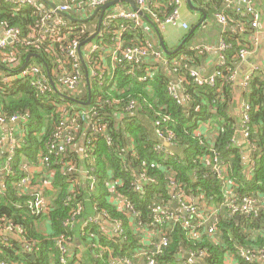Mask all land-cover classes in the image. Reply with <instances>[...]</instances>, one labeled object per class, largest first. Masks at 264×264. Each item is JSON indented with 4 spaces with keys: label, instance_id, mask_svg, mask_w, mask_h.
<instances>
[{
    "label": "trees",
    "instance_id": "trees-1",
    "mask_svg": "<svg viewBox=\"0 0 264 264\" xmlns=\"http://www.w3.org/2000/svg\"><path fill=\"white\" fill-rule=\"evenodd\" d=\"M86 1H70V4L78 5L71 13L85 6ZM157 1L162 7L160 10L155 9L152 17L158 15L163 20L173 12L174 0ZM205 1L192 0L195 5L204 7L207 13H211L213 4H216V13L228 16L229 26L222 37L226 43L232 44V48L226 52V65L218 69L222 74L217 78L215 86H199L188 70L178 68L185 79L182 93L189 96L190 101L184 98L182 103H178L169 96L167 87L172 79L167 72L158 70L145 83L138 82L129 74L132 70L136 75L144 74L151 66L150 60L138 66L129 62L117 65L106 58L105 76L102 80L92 77L89 66L87 69L92 93L89 105H86L89 101V86L86 84L84 69L83 82L76 100L66 98L57 91H51L49 96H39L28 78L0 85V111L3 115L8 119L16 115L28 116L25 141L19 145L13 162L12 170L15 175L9 176L0 170V226L9 223L21 228L23 241L0 242V262L61 264L55 242V238L61 236L71 238L74 242L79 238L85 246V257L81 264H112L111 261L117 256L128 258L133 264H144L146 258L136 260L135 253L146 250L159 264H185L183 256L190 252L203 255L197 260V264H226V255L236 252L237 248L250 250L257 255L264 252V74L257 73L243 93L250 106L249 140L256 145L255 151L249 148V159L245 158L248 152L244 149L246 145L233 144V138L243 125L233 114L236 87L234 82L229 81L241 63L239 53L246 45V37L252 35L254 30L250 18L236 15L222 0ZM65 20L68 21L67 18ZM39 22L38 14L31 7L0 3V28L19 29L21 41L24 42L14 45L12 52L17 59L20 57L24 61L33 55L28 65L38 63L56 82L62 71L56 70L57 59L54 55L65 60L70 44L75 41L82 44L95 27L89 22L90 29L88 27L83 30L82 25L74 23L77 26L72 30H61L60 36L65 38L63 42L51 43L47 38L39 44L27 45L25 42L33 41L30 36L38 35ZM126 26V23L113 24L104 35L106 45L112 42L117 31ZM239 27H245V30L241 31ZM146 38L148 35L145 29L127 30L121 41L123 47H135L141 45ZM51 44L54 47L52 53L48 49ZM83 53L85 54V47ZM103 55L106 57L105 53ZM196 56L197 53L183 49L167 58L169 61L177 60L183 64L188 62L195 65L192 60ZM67 66L70 68L69 64ZM158 66L161 69L164 65L160 62ZM131 104L135 110L129 113L126 110ZM63 108L70 115L93 112L95 115H91V122L96 130L91 133L94 134L91 145L85 142L82 152L75 150L82 134L88 129L87 122L79 121L75 145L64 154L52 157L51 162L45 165L44 172L33 176L30 185L35 189L38 178L46 174H51L54 178L52 189L43 191L45 196L42 193L51 201L49 210L37 213L31 204L37 194H41V190L37 189L31 195L22 192L21 180L27 175L22 167L27 162L29 165L41 163L43 156L47 155V145L63 122ZM158 120L162 122L160 130L163 134L171 132L174 135L172 140L175 146L171 156L154 150V145L159 143L155 126ZM207 122L217 131L205 132L199 136V128ZM107 136L112 139L110 146L107 144ZM0 146L3 145L0 143ZM1 147L0 169L6 161V155L1 157ZM215 153L225 162L228 169L226 179L233 182L231 189L237 200L255 198L261 202L263 209L259 208L251 218H238L230 216L227 208L221 207L218 215L214 220L210 219L206 227L198 228L196 220H190L196 231L195 236H189L190 229H186L182 222L161 227L150 226L154 206L161 205L174 210L172 191L169 188L172 180L176 181L178 189L184 190L200 202L204 200L208 207L225 203V182L214 171ZM69 164L75 167L73 172H69ZM252 167L254 172L248 177L247 172ZM81 171L94 175L95 181H90L88 175L84 178ZM142 176L155 183L139 180ZM43 179L48 180L47 177H42ZM138 181L142 185L140 190L136 188ZM116 193L127 196L139 213L138 221L134 220V229L130 227L133 216L120 211L111 201ZM210 200L212 201L209 202ZM78 205L84 208V219L92 212H107L112 220H121L125 228L122 238L111 239L103 235L100 227L94 224L80 236V226L84 222L82 216L68 223ZM214 223L218 225V230L210 234L208 229ZM45 224L50 226L47 232L44 231ZM146 232L160 233L167 237L169 244L162 253L153 254V246L142 245ZM154 241H158L157 236ZM24 242L34 244V251L30 252ZM105 247H109L111 252L105 251ZM77 250L80 251V248ZM96 254L101 255L95 256ZM237 260L239 264H248L240 257ZM261 260L257 256L253 264H264Z\"/></svg>",
    "mask_w": 264,
    "mask_h": 264
},
{
    "label": "built area",
    "instance_id": "built-area-1",
    "mask_svg": "<svg viewBox=\"0 0 264 264\" xmlns=\"http://www.w3.org/2000/svg\"><path fill=\"white\" fill-rule=\"evenodd\" d=\"M70 1L67 0L65 5L57 6L56 8L45 7L38 0H0L1 2L12 4L16 7H32L40 18V23L43 27L41 33H49V36L56 37L58 32L63 29L72 30V28L68 27V21L65 20V17L62 14H69L72 10L77 8V4H70ZM116 0H87L85 7L87 8H99L107 3L113 2ZM140 9L138 12L136 11H120V12H110L106 15L103 21V30L101 35H99L95 40L91 43L83 46L81 51L83 55L84 62L86 67L91 66L92 69V77L96 80L103 79L105 76V67L100 65L101 62H104L100 57L106 51L112 49L111 52V60L114 64L123 65L125 62H129L133 65L141 66L143 62L147 60L152 61L151 66L146 69L145 73L142 75H136L135 72L129 71V74L135 78L138 82H148L153 78L154 73H156L159 69L158 63H162L164 66H170L171 61L166 57L164 52L161 49L155 47V45L149 40L145 39L144 42L135 47H123V43L121 41V37L127 30H140L144 29L145 23L143 21V17L140 14V11H144L148 2L150 0H134ZM228 9H232L236 15L242 16L244 18H250L251 27L253 30H258L260 26L261 15L258 10L255 8L254 0H222ZM174 10L173 12L167 16L165 19L161 20L158 15H154V20L158 25V28L161 30H165L168 26H178L181 25V8H182V0H174ZM84 7V8H85ZM218 21L224 25L228 26L229 18L227 15L221 13L217 15ZM115 23H126L124 29L119 30L115 33V36L112 37V42L109 45H106L105 36L107 34V30L111 28V26ZM185 29H188L187 25L182 26ZM83 30H86V26H81ZM0 53H13V46L18 43H24L21 41V31L17 28H0ZM91 34V33H90ZM91 36V35H89ZM38 41H27L25 42L27 45L36 44ZM80 42L75 41L72 42L66 52L64 63L70 65L61 64L60 70L62 71V75L55 82L50 78L49 72L46 74L44 69L38 64H31L26 67L21 68L20 71H16L14 73L8 72L9 74L0 73V85H9L12 84L15 80L18 79H30V84L32 88L39 94V96H49L51 91H57L60 94L69 95L72 100H76L79 93L80 87L83 82V61L80 56ZM257 45V40H256ZM85 47V54L83 53V48ZM232 48V44L226 43L224 40L221 41L219 46V52L221 55L219 68L226 65L227 56L226 52L228 49ZM249 56V51L246 49L240 50L239 57L243 61V59ZM67 66V67H66ZM65 68V70H64ZM173 72H178L176 68H173ZM259 72L258 68L254 69L251 73H249L243 80L242 84L245 90L249 87L251 79L255 77V75ZM222 74L221 71H217L214 75L209 77H202L196 71L191 72V77L194 82L199 86H215L217 82V78ZM184 78L181 75L177 80H171L168 83V94L178 103H182L183 99L186 98V101H190V97L185 93H182V84L184 82ZM229 81H235V74L229 78ZM135 109L133 108V104L127 108V112L132 113ZM250 106L246 103L243 106V117H242V134L247 142L248 149L250 148L252 151L256 150V145L249 140L250 138V115H249ZM62 113V124L58 131L52 136V139L49 141L47 145V155L43 156L41 159L42 165H47L51 162L52 157L59 156L67 152L70 147L75 145V137L78 132L77 125L79 121L87 122L88 124V132L86 138V144L91 145L93 142V135L91 134L96 130V126L91 122V115H95L93 112H81L79 114L75 113L74 115H70L69 111L66 109H61ZM28 122V116H13L10 119L6 118L3 113L0 111V126H5L8 124H16L17 122ZM202 125H209V123H203ZM157 127V137L159 143L154 145V150L157 153L166 154L167 156H171L173 154L172 148L175 146L173 142V133L169 132L163 134L160 130L162 126V122L158 120L155 124ZM199 132V130H198ZM91 136L88 138V136ZM9 145L7 148V163L4 168V171L9 175L13 176L15 173L12 170L13 162L16 158L18 144L17 139L14 134H9L8 136ZM107 144L112 145L111 137L107 136ZM1 144L4 143V139L0 141ZM233 144H237L236 138H233ZM214 171L216 172L219 179L225 182V195L226 201L223 205L218 207V211L221 207L227 208L230 216H238V217H246L251 218L257 214L259 208H262L263 205L261 202L256 200L255 198L245 197L242 200H237L236 196L232 193L229 188V185L232 184L229 180L226 179L228 174V169L225 165V162L221 161V158L218 154H214ZM254 165V164H253ZM69 167V172H73L75 167L72 164L67 165ZM32 166L24 163L22 169L26 171L27 175H25L21 183L29 187L31 180L33 178V174L31 173ZM254 172V167L250 168L247 172L248 177H251ZM88 174V173H87ZM90 181H95L94 175L88 174ZM141 181H146L148 183H155L154 180H146L145 176L139 178ZM136 188L140 190L142 185L139 184V181L136 183ZM172 191V204L177 203L180 211L182 213H177L175 210H172L167 207H163L161 205H156L152 209L151 218L152 221L150 226L161 227L165 225H169L171 223L182 222L184 227L189 230V236H195L196 231L192 228L191 219L196 220L197 227L202 228L206 227L210 219H213L217 216L218 211L206 212L202 210L195 203V198L189 194H186L184 190L178 189V185L175 180H172L169 187ZM114 192V189L111 190ZM111 201L118 207L120 211L128 212L127 214L133 216V220L138 221L140 218L139 213L134 209L131 200L122 194L116 193L112 197ZM210 200L209 202H211ZM37 213L48 212L49 204L47 199L42 194H37V198L31 204ZM173 206V205H172ZM84 208L82 205H78L77 208L72 212L71 220L68 223L74 222L79 219L81 216L83 218L82 224V234L86 232L87 228L94 224L100 227L102 234L108 236L111 239H121L124 234V225L121 220H112L110 215L107 212H100L94 215H90L84 219L83 217ZM217 223V222H216ZM214 223L211 227H209V233L214 234L218 230V225ZM106 226L110 228V230L106 231ZM192 228V229H191ZM145 232V230H142ZM18 234L23 235V230L19 227L13 226V224L4 223L0 226V242L8 243L9 235ZM148 234V239L144 238L141 243L146 246H153L155 252L153 254L162 253L164 247L169 244V240L164 234L160 233H150ZM155 236L158 237V241H154ZM152 240L150 243H146ZM56 247L59 252V260L61 264H81V259L76 256L71 250L72 240L71 238L61 236L55 238ZM26 248L30 251H34V244L24 243ZM100 246V245H98ZM105 251L111 252L109 247L104 248ZM103 254V253H102ZM188 259L184 261L185 264H197V260L202 258L203 255L200 253H187ZM231 257H240L248 264H253L257 256L264 261V252H260L257 254L253 253L250 250H245L242 248H237L236 252L231 253ZM234 254V255H233ZM101 254H96L98 256ZM146 258V264H159L154 259L153 256L150 255L149 251H143L141 253H135L136 260H144ZM75 260V261H74ZM74 261V262H72ZM140 261H138L139 263ZM112 264H133V261L128 258H121L117 256L115 259L111 261ZM0 264H4L0 262Z\"/></svg>",
    "mask_w": 264,
    "mask_h": 264
},
{
    "label": "crops",
    "instance_id": "crops-1",
    "mask_svg": "<svg viewBox=\"0 0 264 264\" xmlns=\"http://www.w3.org/2000/svg\"><path fill=\"white\" fill-rule=\"evenodd\" d=\"M47 1L55 4L56 6L65 5L67 3V0H47ZM38 2H40V1L38 0ZM207 2H210V0L205 1V3H207ZM40 3L47 8L50 7L48 4H45L43 2H40ZM214 3H215V1H214ZM254 4H255V8L258 10V12L261 15L260 26H259L258 30H254L252 32V35H249L248 37H246L247 38V41H245L246 45L242 49L248 50L249 56L247 58L243 59V61L241 60L239 67L237 68V70L234 73L235 74L234 84H235L236 88H234L233 102L236 103V106H234L233 114L236 116L237 119H239L238 121H241V123H242V117H243V106L246 103H248L247 100L243 97V93H244L245 88H244L242 82H243L244 78L256 68H258V70H259L258 73L262 72L264 74V0H254ZM195 6L205 10V8L200 6V5L196 4ZM24 7H27V6H24ZM84 7L85 6H82L81 9H79L75 13H71L73 11L72 10L68 14L71 17V19L69 17H65V16L64 17L68 19L67 23H68L69 28H73V27L77 26L74 23H79L80 24L79 26H81V25L86 26V28L89 27L88 26L89 22L93 23V27H95V29L90 34L91 36H93L98 30L101 13L99 12L92 20L86 22L85 20H88L94 16V13L97 9L96 8H87V7L84 8ZM161 7H162V4L160 2H158L157 0H150L147 4L146 8L143 11L149 18V21H146L143 18V21L145 23L144 29H145L146 34L148 35V38H146V39H149L155 45V47H157L158 49H161L163 52H164V50L161 46V39L163 40L167 49L171 52L182 46L181 50H183V49L190 50V52L197 53L198 56L194 57V59L192 60V62L195 65H190V64H188V62L183 64L181 61H177V60L171 61L170 60L171 65L170 66H163L161 69L159 68L160 71L163 73L167 72L168 76H170L172 80H177L182 75L179 72L174 73L173 68H176L177 70H178V68H184V69L188 70L190 72V74L192 71H196L202 77H209V76L214 75L218 71L219 65H220L221 55L219 52V46L221 44V41L224 40L222 36H223V33H225V31L227 30V28L229 26V25L224 26L218 21L217 15L221 14L220 12L216 13V11L218 10V5L213 4V6H212L213 9H212L211 13H207V11L205 10V12L207 13L206 21L204 22V24H202L200 27H198L192 35L190 34L191 30L201 21V19L203 18V14H201L200 12L192 11L190 9L188 3H187V0H182V8H181V20H182V22H181V25L168 26L165 30H161L160 28H156V27H158V25L156 24V22L154 20V16L152 17V12L155 9L160 10ZM120 11H134V10L128 4H120V5L114 6L105 13L103 21H104L106 15L108 13L120 12ZM74 20H78V21H74ZM183 25H187L188 29L183 28L182 27ZM42 29H43V27H42L41 23L39 22L38 35L37 36H30V38L32 37L31 39L33 41H35V42L38 41L36 44L43 42V39H47V38L49 39V41L51 43H58V42L65 41V38H62L60 36L62 33L61 31L58 32L56 37H53V36H49L48 32L47 33H41ZM89 29H90V27H89ZM157 29H159V30H157ZM239 29L240 30L242 29L241 31H244L245 27H239ZM63 30H65V29H63ZM102 30H103V24H102L99 35H101ZM0 33H1V31H0ZM91 36H89V38ZM256 40H257V45H256ZM48 49L51 50V53H52L53 52L52 50H54L53 44L49 45ZM111 52H112V49L105 52L106 57L104 55H102L100 57L104 61V62L100 63V65L102 67H106V58L111 59ZM164 54H165V52H164ZM56 55H54L55 58L57 59V62H55V65L57 66L56 70L58 71V70H60L61 64H63V65H67V64L64 63V60H62V58L60 56L56 57ZM0 56H1L0 73H3V74H9L8 72L14 73L16 71H20L21 68L28 65V61H27L28 58L25 61L22 60L20 57H19V59H17V57L15 56L14 53H9V54L2 53ZM32 57H33V55H31V58ZM166 57L169 58L170 56L166 55ZM32 64H38V63H32ZM240 73L242 74L241 79L238 78ZM237 89H242V91L238 92ZM62 95L65 96L66 98L71 99V97L69 95H65V94H62ZM207 123H209V125H201V127L199 128V132L197 133L199 136L205 132L209 133V131H217V130H215V128L212 127V124L210 122H207ZM25 126H26L25 123L22 121L21 122L19 121L16 124H8L5 126H0V131H1L0 136H2V139H4V143L2 144L3 146L2 147L0 146L2 148L1 157H4L6 155L5 156L6 157L5 164L0 169L3 172H4V168L6 166V163H7V148L9 145L8 136L11 133L14 134L15 138L17 139V144L19 146L20 144H22L25 141V139H24L25 134H26ZM87 132H88V130L82 134V137H81L79 143H77V145L74 148L75 150L82 152V146L83 147L85 146V142H86V138H87ZM235 138L237 141V145H246V147L244 149L247 150L248 152L246 153L245 158L249 159V149H248L247 142H246V140L242 134V126L238 129L237 134L235 135ZM27 163H29V162H27ZM31 165H32L31 173L33 174V176L34 175L38 176L39 174L43 173L45 170V167H46V166L42 165V163H36V164H31ZM81 172H82L81 174L83 175V177L86 178L88 175L87 172H84V171H81ZM42 177H47L48 180L47 181H45L44 179L42 180ZM42 177L38 178V179L36 178L37 183H38V186L36 189L34 187H31V185L29 187H26L21 183V185L23 187L22 192L25 195L26 194L31 195L32 192L35 193V191L38 189V191L41 190V191H39V193L41 192V194L43 193V195L45 196L43 191L52 189V187H53L52 181L54 178H53V175H51V174H46ZM227 180H229L232 183L229 185V188L232 191L231 188L233 186V182L230 179H227ZM47 201H48V204L50 206V204H51L50 199L47 198ZM195 203L197 205H200V207L202 209H204L206 212H208V211L212 212V210L215 208L216 209L213 210V213L216 210L218 211L219 206H213L212 205V206L208 207V205H206L204 200L202 202H200L199 200L196 199ZM173 208H174V204H173ZM174 210H175V208H174ZM175 211L178 213L177 210H175ZM179 211H180V209H179ZM91 215H94V212H92ZM238 218H240V217H238ZM135 224H136L135 221L131 220L130 227L132 229H134ZM49 227H50L49 224H45L44 231L47 232V228H49ZM81 229H82V226H80V236L82 235ZM105 229L107 232L110 230V228L107 226ZM8 237H9V241L10 240H13V241L15 240L18 242L23 241L22 235L12 234V235H9ZM144 238L148 239V234H146V236ZM150 242L151 241L146 242V243H150ZM77 248H80V251H78ZM71 250L73 251V253L76 256H78L81 259V261H82V258L85 257L83 255V253H85L86 248L80 242L79 238L75 242L72 241ZM187 255L188 254H185L183 256L184 261H187V259H188ZM231 256H232V254L226 255V264H239L237 257L236 256L231 257ZM144 264H146V263H144Z\"/></svg>",
    "mask_w": 264,
    "mask_h": 264
},
{
    "label": "water",
    "instance_id": "water-1",
    "mask_svg": "<svg viewBox=\"0 0 264 264\" xmlns=\"http://www.w3.org/2000/svg\"><path fill=\"white\" fill-rule=\"evenodd\" d=\"M40 2H43V3H45V4H48L51 8H56L57 6L55 5V4H53V3H51V2H49V1H47V0H39ZM187 3H188V5H189V7H190V9L192 10V11H195V12H200L201 14H203V18L201 19V21L191 30V32H190V34L192 35L195 31H196V29L198 28V27H200L202 24H204V22L206 21V19H207V13L205 12V10L204 9H202V8H199V7H197V6H195L194 5V3L192 2V0H187ZM120 4H128V5H130L131 7H132V9L134 10V11H136V12H138L140 9L138 8V6H137V4H136V2L134 1V0H116V1H113V2H110V3H107V4H105V5H103V6H101V7H99V8H97V10L95 11V13H94V16L93 17H91L90 19H88V20H85L86 22H88V21H90V20H92L99 12L101 13L100 14V21H99V26H98V30H97V32L93 35V36H91L90 38H88L86 41H84L83 43H82V45H81V48H80V56H81V58H82V61H83V66L85 67V74H86V83H87V85L89 86V81H90V79H89V71H88V69H87V67H86V65H85V62H84V59H83V55H82V51H81V49H82V47L83 46H86L87 44H89V43H91L93 40H95L97 37H98V35H99V33H100V30H101V27H102V24H103V18H104V15H105V13L109 10V9H111L112 7H114V6H117V5H120ZM140 14H141V16L146 20V21H149V18H148V16L143 12V11H140ZM63 16H65V17H69L70 19H71V17L68 15V14H62ZM74 21H78V20H74ZM157 28V27H156ZM158 30V29H157ZM161 46H162V48H163V50H164V52H165V54L167 55V56H173V55H175L176 53H178L180 50H181V47L180 48H178V49H176V50H174V51H169L168 49H167V47L165 46V44H164V42H163V40L161 39ZM30 58H31V56H29L28 57V59H27V61L29 62V60H30ZM26 67V66H25ZM238 78L239 79H241L242 78V74L240 73L239 74V76H238ZM91 98H92V93H91V89H90V86H89V101L86 103V105H89L90 104V101H91ZM174 208H175V210H177L178 211V213H181L180 211H179V206H178V204L177 203H175L174 204ZM188 258V257H187Z\"/></svg>",
    "mask_w": 264,
    "mask_h": 264
},
{
    "label": "rangeland",
    "instance_id": "rangeland-1",
    "mask_svg": "<svg viewBox=\"0 0 264 264\" xmlns=\"http://www.w3.org/2000/svg\"><path fill=\"white\" fill-rule=\"evenodd\" d=\"M84 172H86V171H84ZM46 198V197H45ZM47 199V198H46ZM151 242H152V240H150Z\"/></svg>",
    "mask_w": 264,
    "mask_h": 264
}]
</instances>
